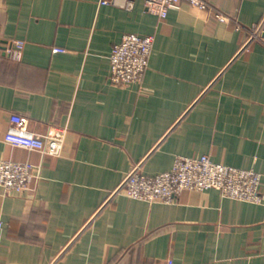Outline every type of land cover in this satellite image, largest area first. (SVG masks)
<instances>
[{"label": "crops", "instance_id": "obj_1", "mask_svg": "<svg viewBox=\"0 0 264 264\" xmlns=\"http://www.w3.org/2000/svg\"><path fill=\"white\" fill-rule=\"evenodd\" d=\"M101 1L0 0V48L24 42L18 59L0 54V161L39 169L21 194L0 186V264H264V203L114 193L136 166L154 176L206 155L261 174L264 194V48L245 30L264 0H206L229 22L186 2L161 18L143 0ZM125 34L154 42L123 87L109 56ZM13 114L61 135L60 155L7 144Z\"/></svg>", "mask_w": 264, "mask_h": 264}, {"label": "built area", "instance_id": "obj_2", "mask_svg": "<svg viewBox=\"0 0 264 264\" xmlns=\"http://www.w3.org/2000/svg\"><path fill=\"white\" fill-rule=\"evenodd\" d=\"M132 2L133 0H125ZM146 10L165 18L170 8L181 2L207 10L217 20L229 22L230 18L208 4L206 0H143ZM118 0H102L101 4H117ZM239 27V26H238ZM246 43L257 42L264 48V20L245 28ZM153 36L125 34L110 52V82L115 86L139 84L148 69L152 53ZM24 42L12 40L0 48V54L18 59ZM57 52L64 50L55 49ZM4 141L14 147L40 152L43 155L59 156L63 137L51 132L37 134L24 127V118L17 114L10 117V124ZM39 177V169L29 162L0 161V186L7 194H21L29 189L34 178ZM261 174L253 170H243L212 161L208 156L177 157L170 170L148 176L134 167L124 178L114 193H122L128 198L148 203H172L184 190H216L222 197L263 204Z\"/></svg>", "mask_w": 264, "mask_h": 264}]
</instances>
